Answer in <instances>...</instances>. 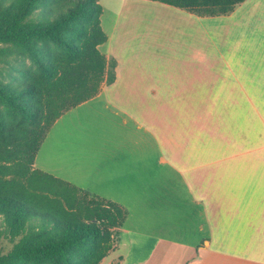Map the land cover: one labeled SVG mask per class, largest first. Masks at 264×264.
Here are the masks:
<instances>
[{
  "label": "rangeland",
  "instance_id": "374dc122",
  "mask_svg": "<svg viewBox=\"0 0 264 264\" xmlns=\"http://www.w3.org/2000/svg\"><path fill=\"white\" fill-rule=\"evenodd\" d=\"M99 2L102 27L110 37L100 50L118 59L119 74L115 83L104 84L97 96L78 107L75 114L84 123L73 134L85 136L81 145L91 151L94 137L105 130L133 134L132 127L141 121V133L149 138L145 217L153 221L141 229L176 237L181 244L180 240L201 241L210 232L205 220L208 209L235 198L264 201V32H237L222 17L201 18L160 1ZM74 116L55 122L49 142L59 140L61 130L76 126L64 125ZM123 118L129 128L118 124ZM153 132L163 141L164 161L163 146ZM194 179L197 209L187 187ZM87 185L83 188L93 194L111 192L113 186L92 179ZM135 185L115 189L143 194L131 189ZM236 185L243 186L239 194ZM130 209L134 214L143 207L132 203ZM12 247L5 240L0 253ZM184 250L176 255L175 264L184 262Z\"/></svg>",
  "mask_w": 264,
  "mask_h": 264
},
{
  "label": "trees",
  "instance_id": "16d2710c",
  "mask_svg": "<svg viewBox=\"0 0 264 264\" xmlns=\"http://www.w3.org/2000/svg\"><path fill=\"white\" fill-rule=\"evenodd\" d=\"M200 17L245 0H154ZM99 0H0V264H100L128 209L35 167L55 122L117 79ZM119 264V263H114Z\"/></svg>",
  "mask_w": 264,
  "mask_h": 264
},
{
  "label": "crops",
  "instance_id": "0c3cea01",
  "mask_svg": "<svg viewBox=\"0 0 264 264\" xmlns=\"http://www.w3.org/2000/svg\"><path fill=\"white\" fill-rule=\"evenodd\" d=\"M216 17L224 18L225 23L230 24L231 28L237 32L246 30L264 32V0H245L231 14ZM258 38H261V34ZM109 39L108 36L107 41ZM117 74H119L118 70ZM84 103L70 109L60 117L64 119L66 115H75L74 119L66 118L64 125L69 122L76 126L70 130L67 128L61 130L59 140L49 142L51 130L48 132L36 155L35 167L82 188L88 186L91 179L95 183L108 182L113 185L111 192L104 190L97 194L121 204L128 209L129 213L121 228L117 246L102 259L100 264H175L176 259L179 258L176 255H179L182 249H185L183 255L185 254L186 257L181 264H264V201L259 202L254 198L245 201L235 198L232 202L224 200L226 204H222L221 207L220 203L215 205L213 211L207 208L205 220L210 232L201 241L195 243L180 240L181 244L174 239L176 237L154 236L141 229L142 224L153 223L150 218L145 217L150 180L147 172L149 138L148 135L141 133L143 123L136 121V125L132 127L133 134L121 133L115 129L113 132L105 130L104 134L94 137L95 144L90 151L89 147L81 145L82 142L84 143L85 136L73 134L74 131L82 129L80 124L83 121L80 115L77 116L75 113ZM118 124L129 128L125 118ZM152 134L153 138L159 139L163 146L160 158L164 161L166 159L163 141L155 137L154 132ZM168 157L167 161H171L170 155ZM172 167L179 173L182 171L179 167L174 165ZM143 169L145 175H143ZM213 174L217 175L210 173V176ZM210 178L206 180V184L211 182ZM195 181L196 179L193 180V185L187 182V187L192 195V203L196 206L194 208L197 209L200 201L194 193ZM133 183L136 185L131 189L135 188L144 193L135 195L128 191L127 194H121L115 189L116 186L123 188L125 185L128 188V185ZM242 187V185H236L238 194ZM127 188L124 189L127 190ZM213 190L212 185L209 192L212 193ZM205 191L209 194L206 189ZM216 192L215 188L214 193ZM236 196L238 197L237 194ZM132 203L143 209L141 211L138 209L133 214L130 209ZM236 207L237 213L233 214ZM130 219L132 220L129 225ZM182 238H187V235H180V239Z\"/></svg>",
  "mask_w": 264,
  "mask_h": 264
}]
</instances>
